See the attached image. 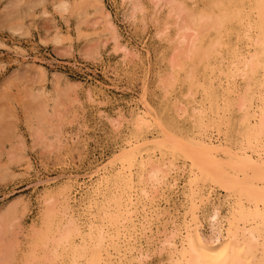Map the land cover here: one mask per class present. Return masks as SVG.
I'll list each match as a JSON object with an SVG mask.
<instances>
[{
	"label": "rangeland",
	"instance_id": "1",
	"mask_svg": "<svg viewBox=\"0 0 264 264\" xmlns=\"http://www.w3.org/2000/svg\"><path fill=\"white\" fill-rule=\"evenodd\" d=\"M101 1L117 27L118 37H114L107 26L105 17L103 18L97 7L98 0H0V264H23V256L26 254L24 257H27L31 252L32 244L29 243L34 240L31 234L35 236V233L44 227L42 221L45 220L47 201L51 200L49 195L55 191L53 196L56 200L59 197L56 202H62V197H57L56 191L70 178L77 179L80 184H86L82 190L85 193H70V197L75 200H71V203L69 201V210L71 209V215H74L81 231L87 233L89 220L86 219L90 218V214L85 194L86 186L91 183L87 176L107 163L123 146L127 136L135 131V112L138 108H148L146 110L152 115V121L155 120L151 127H145L140 133L143 136L147 134L149 139L155 136L161 139L164 135L162 129L177 137H194L197 132H203L207 139L211 132L209 129L200 130L196 117L203 104L208 113L206 122L216 116L217 104L213 103L214 107L209 110L210 101L206 100L203 94L204 87L212 82L213 91L215 89L214 98L221 108L219 113L224 109L226 97L229 96L233 103L225 113L223 121L226 126L224 123L221 124L224 127L220 126L221 137L230 147L244 143L240 135L244 127L240 117H243L244 110L238 106L237 96L244 92L247 83L237 77L239 80L236 92L227 94L225 74L220 68L226 71L227 66L235 59L234 54L239 53L241 57L253 52L254 46H251L249 37L253 38L256 30L251 29V32H248L246 20L248 15H251V18H248L251 22L256 18L255 0H228L231 1L230 5L233 4L232 8L242 6V15L246 18L233 21L234 23L222 31L224 45L217 63L207 70L202 66L199 68L197 75L200 77H197L200 82L193 90L188 89L190 82L187 83L185 71L178 67L174 53L180 54L183 50L181 47L187 46L189 39H194L195 35L199 36V30L203 32L206 41L217 35L215 29L205 31L189 22L190 15L207 10L205 8H208L210 0ZM135 4L137 5L133 6ZM138 6L140 9L136 10ZM170 6H173L172 9ZM183 6L184 9L179 8ZM132 7H136V11ZM200 9L202 10L199 11ZM216 10L217 8L214 11L217 12ZM169 14L171 16L168 18ZM186 25L192 26L194 31L193 28L185 29ZM180 34L186 38L183 39ZM211 68L214 69L211 71ZM173 75L177 77L176 81ZM162 86L168 88L162 89ZM169 86L175 88L172 87L170 91ZM253 87L251 86L252 89ZM235 98L238 100H234ZM256 101L255 105L258 103ZM192 116H195L196 120ZM237 119L240 121H236ZM154 122L157 124H153ZM158 124L162 126L161 129ZM168 150L170 149H163L165 158L170 153ZM157 157H160V153ZM177 158L174 163H177L176 167L182 171L179 170L177 175H173L172 179L176 180L174 188H165L160 198L163 201L160 203V215H163L156 220L158 222L153 221L155 223L151 226V232L147 231L148 236L141 240L144 251L147 250V257L139 262L133 260L131 264L171 263L161 241L169 234L168 229L172 227L170 221L177 219L176 223L179 224L186 210L184 192L189 175L188 161L182 157ZM184 160L187 163L183 165ZM149 168L150 166L147 167ZM164 169L166 170V167ZM172 179L170 178V182ZM213 187L216 191L215 201L219 198L216 204L220 203V218L224 221L228 215L226 192L217 185ZM47 194L49 199L45 201ZM54 200L48 201V205L51 202L54 204ZM175 208L179 211L174 210ZM211 210V205L202 209L204 235L210 233ZM145 239H148V243L144 242ZM76 243H80L79 238ZM13 245L15 246L12 251L6 248L10 246L11 249ZM4 249L8 250L7 253ZM38 251L36 250V254L42 255L43 251ZM159 252L162 255H159ZM61 253L63 254L59 259L56 258L58 260L50 261L51 264L71 262L66 252ZM7 254L12 257L7 259ZM85 263V259H81L79 264ZM114 264L119 263L114 260Z\"/></svg>",
	"mask_w": 264,
	"mask_h": 264
},
{
	"label": "bare ground",
	"instance_id": "2",
	"mask_svg": "<svg viewBox=\"0 0 264 264\" xmlns=\"http://www.w3.org/2000/svg\"><path fill=\"white\" fill-rule=\"evenodd\" d=\"M178 2H181V0ZM229 3H231V1L210 0L208 8L204 7L207 9L206 11H201L202 9H200L199 11L201 12L199 14L190 15V24L196 25L200 29H205V31L209 29H215L217 31V35L212 39L210 38L209 41L205 40L202 34L203 32L201 33L200 30L197 31V33L200 32L198 34L199 36L194 34L196 38L194 36V39H189L187 46L181 45L183 50L180 54L179 52H177L178 55L174 53V56H177L176 62L178 67H181L180 69L185 71L184 74L188 81L187 83L190 82V86H187L190 90L195 89V87L199 85L200 80L198 77L200 76L197 75L200 71L199 68L202 66L204 70H207L212 67L218 59V55L221 53L222 46L224 45L221 34L222 31L228 28L230 24L234 23L233 21L237 22L236 20L246 18L242 15V6L232 8L231 5L233 4L230 5ZM136 5L137 4L133 6ZM138 5L141 6L139 3ZM97 7L102 13L103 18L105 17V22L110 31L114 34V37H118L117 27L101 0H98ZM135 8L134 11L140 9L139 6L137 7L138 9L135 10ZM179 8L184 9V6L183 8ZM215 8H217V12L214 11ZM254 8L257 11L256 14H254L256 18L251 22L250 19H248L251 18V15H248L246 20L247 31L251 32V29L256 30V35L253 36V38L249 35V41L252 42V45L249 44L254 46L253 52H251V54L248 53L246 56L242 55L241 57H239V53L234 54L233 57L236 62L234 60L232 62L230 61L231 64L227 66L226 71H222L220 68V71L225 74V90H227V94L236 92L235 88H237L239 80L237 77H239L240 80H246L247 83L245 84L246 88L244 92L237 96L239 100L236 98L234 99L239 101L238 106L242 107L244 110V113L242 112L243 117H240L242 118L241 122L244 124L240 134L244 143H240L236 147H230L223 140V137H221L220 126H223L221 125L223 123L225 124V121H223L225 119L224 117H226L225 113L228 112L229 107L233 106V103L229 99V96L226 97L224 109H222L221 112L223 114L219 113V109L221 108L214 98L215 89L213 91L212 82L204 87L205 93L203 94H205L206 100L210 101V105L208 104L209 110L214 107L213 103L217 104L216 116L212 117L211 120L207 119L209 121L206 122L205 119L208 113L207 108H205L203 104L202 109L199 108L200 111H198L196 117L197 123L199 124L197 126L200 130H210L211 136L207 139L202 131V133H194L196 135H193L194 137H189L190 135L177 137L173 133L166 132V129H162L164 135L162 134L163 137L161 139H157L159 136L149 139L147 134L143 136L140 133H142L141 130L145 127V129L151 127V123L155 120L152 121V115L146 110L148 108L145 107L144 110L138 108L135 112L136 123H133L135 131L127 136L123 146L107 163L91 171L87 176L88 180L91 181L90 186H86L87 191L85 190L88 204L87 209L89 211L88 214H90V218L86 219L89 220L88 228L86 227L87 233L84 234L83 231H81V227H79L74 215H71V209L69 210V201L71 203V200H75V198L70 197V193H80L85 188L84 186L86 184H80L77 179L74 180L71 178L67 182L65 180L63 184L60 182L61 185L57 188L56 196L62 197L63 201L56 202L59 200V197L56 200L53 196L55 195L53 194L55 191L50 195H45V201L49 199V195L51 200L48 201L50 202L55 198V202L53 201L54 204L51 202L52 204L50 203V205H48L49 202L47 201L45 220L42 221L44 227L42 226L43 229L41 228V231L37 229L38 231H35V236L31 234L32 238H34V240L31 238L32 243H29L32 244L31 250L29 249L31 252L27 257H24L26 254H23V264H43L45 262H50L62 255V251L64 253L66 252L67 256H70L71 262H68V264H79L81 259H85V264H114V260L119 264H131L133 260L139 262L147 257V254L145 255L147 250L144 251L141 240L148 236L147 231L151 232V226L155 223L153 221L158 220L159 217L163 215H160V203L163 202L160 198L165 188H174L176 180L172 179L173 175H177L179 170H181H178L176 167L177 163H174V160L176 162V159H178L177 157H182L188 161L187 163L184 160L183 165L186 163L189 165L187 171L189 175L185 186L186 192H184V200H186V206L184 207H186V210L183 213L181 221L178 219L180 223H176L177 219L170 221L172 227L168 229L169 234H166L165 237L162 236L164 239L161 243L163 248L167 250L168 258L171 262L170 264H264V0H255ZM171 9L169 10L171 11ZM171 15L169 14L168 18ZM178 16H180V14ZM187 16L189 18V15ZM183 17L185 18L184 15ZM185 20L187 21V19ZM181 23L183 22L181 21ZM184 28L188 30L193 27L186 25ZM193 31L191 33H194ZM179 32H176V34ZM188 33L185 34L188 35ZM205 33L207 34V32ZM115 34H117V36ZM179 36L183 39L186 38L185 35L182 36L180 34ZM190 36L193 37L192 34ZM180 39L181 38H179V40ZM170 57L172 56L170 55ZM171 67L170 70L172 69ZM176 69L178 68L176 67ZM212 69L214 68L210 70L212 71ZM176 74L178 75L179 73ZM163 77L166 79L165 75ZM165 79H162V81ZM161 84L164 83L161 82ZM174 84L175 82L173 85ZM201 84L204 85V83ZM251 86H254L253 89ZM162 87V89H164L165 86ZM169 87L170 91L172 87V89L175 88L174 86ZM234 96L236 97V94ZM255 101L256 103L258 102L257 105H255ZM235 104L237 105L238 102ZM43 107L44 106H42V108ZM45 107L48 108V106ZM240 107L239 109H241ZM43 116L46 115L43 114ZM238 119L236 121H240ZM194 123L195 121L193 124ZM242 123L240 124L243 125ZM153 124H155V122ZM159 124L158 126L161 129L162 126ZM168 148L170 149L168 150L170 153L168 157L165 158L163 149ZM159 153L160 157L158 158L157 155ZM148 166H150L149 169H147ZM165 167L166 170L164 169ZM94 178L96 179L93 180ZM170 178L172 179L171 182ZM213 185H217L226 192L225 199L228 205V215L224 221L220 218V203L216 204L219 198L215 201L214 192L216 191ZM208 205L212 206L209 218L211 226L210 233L204 235L202 232L203 217L201 218V213L202 209ZM174 210L177 209L175 208ZM84 215H86L85 212ZM43 217L44 216H42V218ZM5 230L7 229L5 228ZM77 238L80 239V243H76ZM149 239L152 240L151 237H149ZM144 242L148 243V239H145ZM7 244L10 245L9 243ZM149 245L151 246L150 243ZM14 246L15 245L11 246V249L9 248L10 246L6 248L12 251ZM38 249L39 251H43L42 255L36 254V250L38 251ZM9 253L12 254L14 252ZM159 255L162 254L160 253ZM4 256L6 257V255ZM4 256L1 258L4 259ZM7 256V259H9L10 255L7 254Z\"/></svg>",
	"mask_w": 264,
	"mask_h": 264
}]
</instances>
